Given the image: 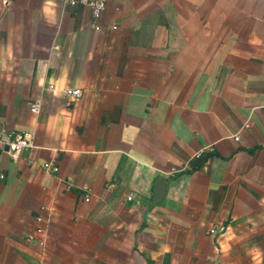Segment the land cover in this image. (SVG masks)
<instances>
[{
  "label": "crops",
  "instance_id": "1",
  "mask_svg": "<svg viewBox=\"0 0 264 264\" xmlns=\"http://www.w3.org/2000/svg\"><path fill=\"white\" fill-rule=\"evenodd\" d=\"M1 127L0 264H264V0H0Z\"/></svg>",
  "mask_w": 264,
  "mask_h": 264
},
{
  "label": "built area",
  "instance_id": "2",
  "mask_svg": "<svg viewBox=\"0 0 264 264\" xmlns=\"http://www.w3.org/2000/svg\"><path fill=\"white\" fill-rule=\"evenodd\" d=\"M67 2L70 5H76L81 4L88 6L91 9L92 15L95 18H98L99 15L102 13V11L105 9L106 6V0H67ZM95 28L98 29L99 27L95 25ZM48 89L54 90L53 85H48ZM60 94L63 97L66 104H71L72 102L76 101L82 96V89L79 87H67L60 90ZM40 109V99H36L34 103L31 105L30 110L32 112H38ZM239 136L236 135L234 139H238ZM0 146L2 148H5L10 156L13 159H19L22 156V152L25 149H31L33 147L32 140H31V134L11 130L7 127H1L0 128ZM208 149H212V147H208ZM203 152V151H201ZM43 167L46 170L50 171H57L58 167L53 162H46L43 164ZM182 168H172L170 173H176L180 171ZM4 177V174L0 171V179ZM128 200L133 199V194L129 193L127 195ZM84 200H89V194H84ZM39 219V218H38ZM214 230L210 229L207 233L211 234Z\"/></svg>",
  "mask_w": 264,
  "mask_h": 264
},
{
  "label": "water",
  "instance_id": "3",
  "mask_svg": "<svg viewBox=\"0 0 264 264\" xmlns=\"http://www.w3.org/2000/svg\"><path fill=\"white\" fill-rule=\"evenodd\" d=\"M165 189V183L163 181H157L156 190L153 195V203L160 200Z\"/></svg>",
  "mask_w": 264,
  "mask_h": 264
}]
</instances>
